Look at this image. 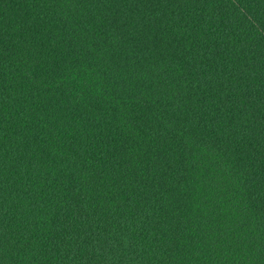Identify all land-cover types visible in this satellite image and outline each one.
Masks as SVG:
<instances>
[{"label":"trees","instance_id":"obj_1","mask_svg":"<svg viewBox=\"0 0 264 264\" xmlns=\"http://www.w3.org/2000/svg\"><path fill=\"white\" fill-rule=\"evenodd\" d=\"M0 264H264V0H0Z\"/></svg>","mask_w":264,"mask_h":264}]
</instances>
